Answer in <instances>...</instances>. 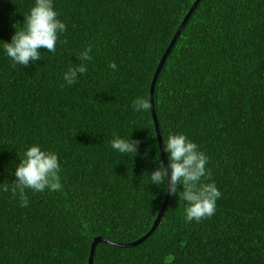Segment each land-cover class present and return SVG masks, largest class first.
<instances>
[{"label":"trees","instance_id":"obj_1","mask_svg":"<svg viewBox=\"0 0 264 264\" xmlns=\"http://www.w3.org/2000/svg\"><path fill=\"white\" fill-rule=\"evenodd\" d=\"M196 2L53 0L66 31L28 66L0 41V183L11 188L19 158L39 144L57 154L62 185L26 189L27 206L0 190V264H89L96 238L128 245L151 231L169 185L168 175L147 181L168 165L151 87ZM33 4L0 0V40L11 41ZM82 63L67 84L63 73ZM138 96L149 110H133ZM154 107L163 146L184 134L208 157L202 181L221 192L216 212L187 222L177 183L144 243L98 244L93 264H264V0H201L158 75ZM114 135L135 142V155L114 151Z\"/></svg>","mask_w":264,"mask_h":264},{"label":"clouds","instance_id":"obj_2","mask_svg":"<svg viewBox=\"0 0 264 264\" xmlns=\"http://www.w3.org/2000/svg\"><path fill=\"white\" fill-rule=\"evenodd\" d=\"M23 27H15V32L10 42H3V52L14 64L28 66L30 62L41 59L40 49L55 52L59 34L66 31V24L58 18L53 0H34L28 14L24 16ZM91 49L83 51V60H89ZM110 68L116 69V64L111 63ZM87 71L82 63L78 67H71L63 73V79L67 84L76 81L77 72L83 74ZM135 112L149 110L150 104L144 97H136L132 101ZM111 148L121 155L134 154L136 144L130 138L114 135ZM164 150L168 154V168L171 170V193L177 191V183L183 186L179 193L180 199L186 202L184 208L185 220L199 222L202 218H210L216 212V202L221 196L220 190L214 182L205 183L202 178L210 175L207 168L208 157L199 150L196 143L189 140L184 134L170 133L164 139ZM159 159V154H157ZM61 165L58 156L51 150L42 148L39 144H33L26 148L22 158L15 167L13 175L15 182L12 187L0 183V190L11 191L19 195L22 206H27L26 189L35 192L45 190L59 191ZM167 169L163 162L154 170L147 181L159 186L167 178Z\"/></svg>","mask_w":264,"mask_h":264},{"label":"water","instance_id":"obj_3","mask_svg":"<svg viewBox=\"0 0 264 264\" xmlns=\"http://www.w3.org/2000/svg\"><path fill=\"white\" fill-rule=\"evenodd\" d=\"M200 1L201 0H197V2L194 4V6L192 7V9L189 12V14L186 16L184 22L180 26L179 31L177 32V34H176L171 46L168 48L166 54L162 58L159 66L157 68V72L155 74L154 81H153V84H152V87H151V109H152V115H153V119H154V123H155V128H156L157 138H158V142H159L160 152H161L162 157H163L164 160H165L164 146H163L162 138L160 136L159 125H158V121H157V117H156V113H155V107H154V89H155V84H156L158 75H159L161 69L163 68V66L165 64V61L167 60V58H168L169 54L171 53L172 49L174 48L175 42L177 41L178 37L181 35L183 29L185 28L186 24L188 23V20L190 19L193 11L195 10V8L197 7V5L199 4ZM165 166H166V169H167L168 181H169L168 192H167V195L165 197L164 204H163V207L161 209V212L159 213L158 218H157L153 228L151 229V231L144 238L139 240L138 242H135L133 244H128V245L116 244V243H113V242H111L109 240H106L104 238H96L94 240L92 246H91L89 264H93L94 254H95V250H96L98 244H106V245L117 247V248H121V249H131V248H135V247L139 246L140 244L144 243L155 232V230L157 229V227L159 226V224L161 222V219H162V217L164 215L166 206H167V204L169 202L170 195H171V177H170V174H169V169H168V165L166 163V160H165Z\"/></svg>","mask_w":264,"mask_h":264}]
</instances>
